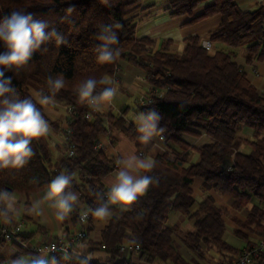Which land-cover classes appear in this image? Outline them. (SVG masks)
<instances>
[{
    "label": "trees",
    "instance_id": "16d2710c",
    "mask_svg": "<svg viewBox=\"0 0 264 264\" xmlns=\"http://www.w3.org/2000/svg\"><path fill=\"white\" fill-rule=\"evenodd\" d=\"M141 1L0 0V20L13 11H24L46 22L49 31L64 37L63 44L56 45L53 38L26 65L6 71L5 76L12 78L18 98H31L36 103L54 132L66 134L59 121L47 116L38 98L48 95L66 108L73 107L71 113L66 111V122L71 129L69 140L74 144L73 155H67L65 149L54 158L49 133L33 140L34 156L24 167L0 168V190L28 196L47 188L56 175L71 174V190L78 199L70 218L77 224L81 212L87 211L92 221V210L107 200L108 189L103 179L117 165L112 156L97 146L100 136L115 126L133 140L141 155L152 144L150 140L147 144L142 142L134 124L126 126L123 116L109 112L106 123L103 113L81 103L77 96V86L83 80L114 76L119 61L126 60L146 73L151 87L138 108L141 114L155 111L160 117L156 121L158 135L168 150L158 154L145 173L151 177V183L143 195L125 210L109 205L118 216L111 218L103 229L100 244L110 253V262L120 255V247L128 243L131 247L139 244L140 256L145 261L190 264L174 237L200 255L202 242L231 249L222 238L223 210L215 205L212 196L206 194L192 209L195 198L191 185L195 177L204 179L205 191L216 188L229 193L238 208L256 198L261 208L254 207L249 213L248 225L264 235V95L235 61L240 49L249 63L264 60V2L244 11L235 0H212L196 12L206 0H165V12L171 17L190 16L189 24L221 15L219 26L207 35L212 43L210 50L203 47L201 36L194 35L184 40L182 51H176L171 49V39L158 45L156 38L140 34L139 19L130 14ZM105 26H110L118 37V43L109 47L114 55L118 49L119 55L113 62L101 64L97 62L96 49L103 44L98 35ZM4 51L6 48L0 43V52ZM57 74L63 75L64 87L53 93L47 79ZM103 87L100 85L97 91ZM243 127L252 129L253 137H240L238 133ZM202 132L209 136V141L198 149L199 160L194 162L190 160L192 147L183 135ZM244 146L247 150L241 149ZM172 211L196 218L194 229L179 230L170 224ZM65 232L63 239L69 237V228ZM73 248L50 253L49 259L59 264H83L85 260L87 264H101L74 254ZM263 261L264 257L260 262Z\"/></svg>",
    "mask_w": 264,
    "mask_h": 264
},
{
    "label": "crops",
    "instance_id": "0c3cea01",
    "mask_svg": "<svg viewBox=\"0 0 264 264\" xmlns=\"http://www.w3.org/2000/svg\"><path fill=\"white\" fill-rule=\"evenodd\" d=\"M213 1L206 0L199 5L196 12L210 5ZM241 10H250L256 7L258 4L263 3L264 0H235ZM156 3L154 0H142L138 7L132 10L133 14L139 19V32L141 35H148L157 39L158 45L165 39H171L173 44L172 50L182 51L185 42L184 40L189 36L198 35L202 37V40L207 39V35L210 31L214 30L221 23V15L214 14L206 17L195 23H188L191 19L190 16L171 17L165 12L164 7L166 1L162 0L157 2L153 7L144 9L146 5ZM235 61L240 65L248 79L257 88L258 92L264 95V60L255 61L249 63L244 56V50L240 49L237 53ZM114 76L111 77V85L117 90V94L114 97L111 104L102 108L100 111L104 114V120L108 123L106 115L109 112L121 115L125 118V125L129 126L134 124L136 129L139 124V116L141 115L138 103L142 101L144 95L151 87L146 81V73L139 68L131 64L126 60L119 61V67ZM47 116L59 121L62 128L66 127V106L61 102L52 101L49 104L44 105ZM49 135L51 137V150L53 156L58 157L61 153L65 152V144L63 135L64 133L54 132L49 128ZM239 136L244 138L253 137L252 129L243 127L239 131ZM183 137L191 145V161L199 160L198 149H200L206 142L209 141V136L204 132L199 135H187ZM152 144L151 147L145 151L142 155L137 151V147L133 140L126 135L123 131L115 126H110L108 133L100 136V143L102 148L115 159L116 166L114 169L104 177L103 182L108 191L112 183L115 180L116 174L121 170L122 165L120 161L128 153H135L142 157H147L154 160V158L168 150L165 141L157 134L149 139ZM242 150H247L246 147H241ZM145 174V173H143ZM204 179L201 177H195L191 188L193 190V196L195 203L192 209L196 208L198 203L209 194L214 199L215 205L223 210V220L225 224V230L223 233V240L227 243L231 249H223L218 245L211 243H201L202 254L194 252L188 248L177 237V246L182 256L190 264H218L221 261L230 260L235 253L249 247L253 244H257L264 235L255 231L254 228L248 225L249 213L254 207H260L261 203L256 198H251L250 201L238 208L234 205L233 197L229 193L220 192L216 188H210L204 190ZM44 190L34 192L30 195L13 193L15 197V212L11 218L13 222L21 221L23 224L20 233L17 237L11 241L0 243V259L5 264H12V259L15 256L30 257L35 254L49 257L50 253L46 251H36L34 248L45 247L49 245L55 238H63L66 236L65 229L69 228L70 234L79 230L82 227L81 222L74 224L70 218V215L66 217L64 221H56L54 216V209L48 207L50 202H45L43 211L37 215L33 209V203L40 199ZM117 206V205H115ZM118 212L115 209H111V215L104 220H98L95 217L87 224V238L86 241L78 242L74 245L73 253L76 255L82 254L88 259L101 264H118L123 262L124 264H173L171 261L155 260L154 262H148L141 258L140 253L133 250L128 243H125V248L120 247V255L112 262H110L111 255L102 246V231L108 225L109 220L113 217H117ZM196 218H190L187 214L181 211H172L169 215V223L178 226L179 230H193L195 227ZM56 264H59L56 262ZM257 264H264L258 262Z\"/></svg>",
    "mask_w": 264,
    "mask_h": 264
},
{
    "label": "clouds",
    "instance_id": "9594fccd",
    "mask_svg": "<svg viewBox=\"0 0 264 264\" xmlns=\"http://www.w3.org/2000/svg\"><path fill=\"white\" fill-rule=\"evenodd\" d=\"M110 29V26L102 27L98 35L103 44L96 49L99 53L96 59L101 64L111 63L119 55L118 49L114 55L109 47L118 43L116 33ZM53 38L56 45L65 42L62 35L49 31L48 24L34 19L31 13L16 10L0 20V43L6 48V51L0 52V168L24 167L34 156L31 147L33 140L44 137L49 132V124L36 103L31 98H18L11 84L12 78L6 77L5 72L26 65L33 54ZM111 83V77L107 75L99 79L89 77L83 80L76 90L79 101L95 111H101L112 103L117 94L115 87L108 86ZM47 85L53 93L59 91L64 87L63 75H50ZM100 85L105 87L97 91ZM50 102L51 96L41 95L38 98L40 105ZM159 118L155 111L139 116L137 131L142 142L147 144L150 138L158 134L160 129L157 128L156 121ZM120 163L122 168L107 192L106 202L92 210V215L98 220H104L111 215L109 205H117L121 210L127 209L145 193L151 183V177L143 174L152 168L151 159L133 152L125 155ZM72 179L71 174L64 172L51 179L42 197L33 203V211L39 215L43 211L42 205L50 202L48 207L55 210V220L64 221L73 211L78 199L77 194L71 190ZM0 204L3 205L0 207V222L10 223L15 212L14 195L7 190H0ZM12 264H56V261L35 254L30 257L15 256ZM83 264H87V261Z\"/></svg>",
    "mask_w": 264,
    "mask_h": 264
},
{
    "label": "built area",
    "instance_id": "2783aa9c",
    "mask_svg": "<svg viewBox=\"0 0 264 264\" xmlns=\"http://www.w3.org/2000/svg\"><path fill=\"white\" fill-rule=\"evenodd\" d=\"M203 47H205L207 50H210L212 47V43L205 39L202 41ZM73 107H67L66 111L68 113L72 112ZM90 116V114H87ZM66 134H64V144L66 149L67 155H73L74 154V144L69 140L68 134L71 133V129L68 125V122H66ZM98 147H102L101 143L99 142ZM230 167V166H228ZM80 222L82 224V227L79 230L73 231L67 239L63 238H55L49 243V245H46L45 247H38L34 248L36 251H46L49 253H55L57 251H64L68 252L70 251L71 247H73L76 243L80 242L82 239L86 238L87 233V224L89 222V213L87 211H82L80 214ZM23 223L21 221L19 222H13L10 223H4L0 222V239L8 242L17 237V235L20 233ZM122 249L125 248V245L121 246ZM133 250L137 253L141 252V248L139 244H136L133 247ZM264 257V238H262L257 244H253L249 247H246L237 253L234 254V256L230 260L221 261L218 264H257L261 261V259ZM0 264H5L3 262H0Z\"/></svg>",
    "mask_w": 264,
    "mask_h": 264
},
{
    "label": "rangeland",
    "instance_id": "374dc122",
    "mask_svg": "<svg viewBox=\"0 0 264 264\" xmlns=\"http://www.w3.org/2000/svg\"><path fill=\"white\" fill-rule=\"evenodd\" d=\"M154 1H155L156 3H157V2L159 3V2H161L162 0H154ZM135 5H136V4H134L132 7H134ZM134 9H135V8H134ZM134 9H133V10H134ZM133 13H134V12H132L130 15H134ZM117 71H118V70H117ZM245 128H246V127H245Z\"/></svg>",
    "mask_w": 264,
    "mask_h": 264
}]
</instances>
